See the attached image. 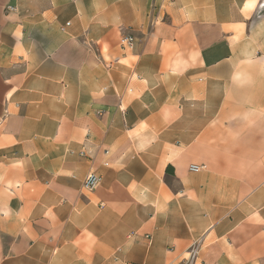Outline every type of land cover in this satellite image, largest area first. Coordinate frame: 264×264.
Listing matches in <instances>:
<instances>
[{"label":"crops","instance_id":"0c3cea01","mask_svg":"<svg viewBox=\"0 0 264 264\" xmlns=\"http://www.w3.org/2000/svg\"><path fill=\"white\" fill-rule=\"evenodd\" d=\"M199 241L264 264V0H0V264Z\"/></svg>","mask_w":264,"mask_h":264},{"label":"built area","instance_id":"2783aa9c","mask_svg":"<svg viewBox=\"0 0 264 264\" xmlns=\"http://www.w3.org/2000/svg\"><path fill=\"white\" fill-rule=\"evenodd\" d=\"M135 45V40L132 36L122 35L120 40V47L122 50H131ZM192 171H199L198 167H192ZM100 178L95 173H90L83 183V189L86 191H94L99 185ZM150 239V238H149ZM151 240V239H150ZM201 242L195 243L188 252V258L180 264H195L199 253Z\"/></svg>","mask_w":264,"mask_h":264}]
</instances>
